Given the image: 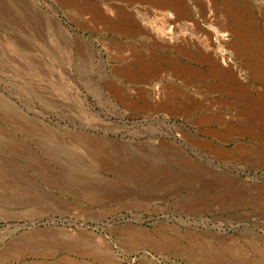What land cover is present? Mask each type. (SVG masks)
<instances>
[{"label":"rangeland","instance_id":"obj_1","mask_svg":"<svg viewBox=\"0 0 264 264\" xmlns=\"http://www.w3.org/2000/svg\"><path fill=\"white\" fill-rule=\"evenodd\" d=\"M179 1L0 0V264H264V0Z\"/></svg>","mask_w":264,"mask_h":264},{"label":"bare ground","instance_id":"obj_2","mask_svg":"<svg viewBox=\"0 0 264 264\" xmlns=\"http://www.w3.org/2000/svg\"><path fill=\"white\" fill-rule=\"evenodd\" d=\"M157 1H158V0H157ZM165 1H166V0H165ZM167 1H168V0H167ZM127 2H128V1H127ZM129 2H130V1H129ZM151 2H152V1H151ZM158 2H160V1H158ZM161 4H162V3L160 2V5H161ZM163 4H164V2H163ZM181 4H182V3H181L179 0H178V1H175V0L172 1V0H169V2H168L164 7H162L161 9H163V10H168V9H170V8H173V9L175 8V10H176V9H179V11H180V10L183 8V5L181 6ZM157 6H158V5H157ZM161 6H162V5H161ZM159 7H160V6H159ZM159 7H158V8H159ZM117 24H118V23H117ZM112 25H113V24H112ZM114 25H115V24H114ZM221 26H222V25H221ZM225 26H226V25H224V27H225ZM52 27H53V26H52ZM222 27H223V26H222ZM231 27H232V26H231ZM58 29H59V28H58ZM225 29H226V28H225ZM51 31H52V30H51ZM48 33H49V31H48ZM52 35H53V34H52ZM50 37H51V36H50ZM51 39H52V37H51ZM145 67H146V66H145ZM151 68H152V66H151ZM128 71H129V70H128ZM147 71H148V70H147ZM122 72H123V71H122ZM132 72H133V71H132ZM132 72H131V73H132ZM135 73H136V72H135ZM130 75H131V74H130ZM133 75L135 76V74L132 73V76H133ZM134 76H133V77H134ZM137 76H139V74H138ZM147 77H148V76H147ZM129 78H130V77H129ZM132 79H133V78H132ZM138 79H139V78H138ZM144 79H145V78H144ZM144 79H143V80H144ZM146 80H147V79H146ZM133 81H134V80H133ZM147 81H148V80H147ZM138 82H140V81H138ZM141 82H142V81H141ZM111 84H112V83H111ZM113 84H114V83H113ZM86 85H87V84H86ZM108 85H109V84H108ZM87 87H88V86H87ZM88 88H89V87H88ZM92 88H93V87H92ZM114 89L118 90L117 88H113V90H114ZM93 91H94V90H93ZM117 92H119V91H117ZM70 261H71V260H70ZM70 261H69V262H70ZM71 262H72V261H71ZM103 263H104V262H103ZM70 264H71V263H70Z\"/></svg>","mask_w":264,"mask_h":264},{"label":"crops","instance_id":"obj_3","mask_svg":"<svg viewBox=\"0 0 264 264\" xmlns=\"http://www.w3.org/2000/svg\"><path fill=\"white\" fill-rule=\"evenodd\" d=\"M117 1H124V2H126V3H128L129 5H132L133 3H135V1L136 0H117ZM128 1V2H127ZM130 1V2H129ZM173 1V0H172ZM169 2V1H168ZM168 2H164V4H162V6L161 5H159L158 4V1L157 0H153V4H155L157 7H159V9H161L162 7H164ZM181 6H182V4H181ZM173 9V8H172ZM175 9V8H174ZM183 9V8H182ZM116 29H120L121 28V25L119 26H114Z\"/></svg>","mask_w":264,"mask_h":264}]
</instances>
